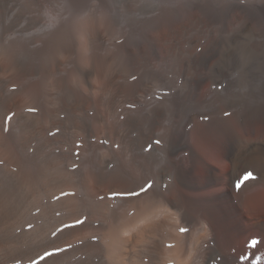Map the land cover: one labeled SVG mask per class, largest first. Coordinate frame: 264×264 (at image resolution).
Returning a JSON list of instances; mask_svg holds the SVG:
<instances>
[{
    "label": "bare ground",
    "instance_id": "obj_1",
    "mask_svg": "<svg viewBox=\"0 0 264 264\" xmlns=\"http://www.w3.org/2000/svg\"><path fill=\"white\" fill-rule=\"evenodd\" d=\"M65 1L68 10L76 3ZM139 1L140 13L159 15L165 9L166 0ZM92 25L88 19L78 28L88 53L82 61L94 66L100 82L111 81L115 58L94 50ZM50 51L45 47L41 56L32 45L0 41V76L21 65L28 73H44L29 77L21 94L4 98L2 92L13 88L0 92V179L22 182L32 196L31 230L13 240L0 239V264H29L54 249L40 264H264V171L258 170L255 148L264 141V119L254 113L239 119L241 132L229 121L225 126L193 123L179 142L170 121L156 135L159 144L104 172L93 160L92 148L78 154L74 163L61 158L27 161L25 130L6 125L5 117L25 110L41 115L37 123L49 124L41 106L56 68L44 58ZM124 58L127 54L121 51L118 59ZM78 77L74 70L72 79ZM156 94L160 101L170 100ZM105 115L98 117L107 123L115 114ZM142 185L147 190L141 194L128 191ZM22 218L19 210L1 205L0 235L16 232ZM79 220L84 222L71 226ZM182 228L188 231L182 233ZM254 238L260 241L255 247Z\"/></svg>",
    "mask_w": 264,
    "mask_h": 264
},
{
    "label": "rangeland",
    "instance_id": "obj_2",
    "mask_svg": "<svg viewBox=\"0 0 264 264\" xmlns=\"http://www.w3.org/2000/svg\"><path fill=\"white\" fill-rule=\"evenodd\" d=\"M164 4L158 15L140 13L139 0H76L70 10L65 0H0V41L32 45L41 56L45 47L51 48L50 56L43 57L56 66L41 106L49 124L37 123L39 113L12 112L9 125L24 129L28 137L27 161L74 163L92 148L104 172L140 158L170 121L179 142L193 123L225 126L229 121L241 132L239 119L253 113L264 119V0ZM88 19L94 50L115 58L111 81L100 82L94 66L82 61L88 53L78 28ZM121 51L127 54L123 61ZM74 70L78 79H72ZM43 75L21 65L0 76V92L13 88L2 92L4 98L21 94L29 77ZM163 92L170 100L154 98ZM110 111L115 114L110 122L100 120L99 114ZM255 148L258 170L264 171V141ZM6 177L0 179V206L24 215L12 232L17 235H0L13 240L31 230L32 196L22 182L15 185ZM143 189L128 191L141 194Z\"/></svg>",
    "mask_w": 264,
    "mask_h": 264
},
{
    "label": "snow or ice",
    "instance_id": "obj_3",
    "mask_svg": "<svg viewBox=\"0 0 264 264\" xmlns=\"http://www.w3.org/2000/svg\"><path fill=\"white\" fill-rule=\"evenodd\" d=\"M28 111H30V112H35V111H37V110L34 109V108H30V109H28ZM14 115H15L14 113H9V114L5 117V124H6V125L9 124V123L11 122V120H12V118H13ZM205 119H206V117H205ZM7 130H8V129H7V127H6V128H5V131H7ZM154 143L159 144L160 141H159V140H156V141H154ZM150 148H151V145L148 146V150H150ZM245 175H246L247 179H252V178H253V174H252V173H246ZM245 182H246V181H245ZM151 186H152V182H149L148 185H147V188H151ZM147 188L143 189V191H146ZM136 194L138 195L139 193H136ZM121 195H126V194H121ZM85 219H86V218H85ZM83 222H84V220H79V221L74 222L71 226L75 227V226H77V225H79V224H82ZM28 227L31 228L32 226L29 225ZM62 230H63V229H61V231H62ZM180 231H181L182 233H186L188 230L182 228V229H180ZM57 234H58V233H53V236H55V235H57ZM93 239H96V238L93 237ZM259 243H260V241H259L258 239H256V238H254L253 246L255 247V246H257ZM168 246H169V247H173V245H171V244H169ZM56 252H57V250H55V249L52 250V251H48L46 254H42V255L36 257L34 260L30 261L29 264H40V261H41V260L46 259L48 256L54 255Z\"/></svg>",
    "mask_w": 264,
    "mask_h": 264
}]
</instances>
